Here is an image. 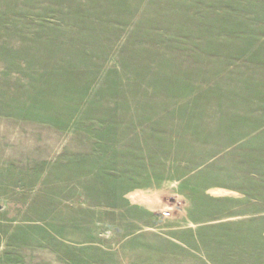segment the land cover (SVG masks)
Segmentation results:
<instances>
[{
    "label": "rangeland",
    "instance_id": "374dc122",
    "mask_svg": "<svg viewBox=\"0 0 264 264\" xmlns=\"http://www.w3.org/2000/svg\"><path fill=\"white\" fill-rule=\"evenodd\" d=\"M0 264H264V0H0Z\"/></svg>",
    "mask_w": 264,
    "mask_h": 264
},
{
    "label": "crops",
    "instance_id": "0c3cea01",
    "mask_svg": "<svg viewBox=\"0 0 264 264\" xmlns=\"http://www.w3.org/2000/svg\"><path fill=\"white\" fill-rule=\"evenodd\" d=\"M220 191H222V192L225 191L226 194L231 192L230 190H220ZM228 191H230V192H228ZM132 197H137V198H140L142 200L144 198H146V197H144V195H133ZM132 197H131V200H132ZM131 202H134V201H131ZM134 204H136L137 206L139 205V208L142 207L140 209H143L146 212H148V210L149 211L153 210V209H150L148 206H144V205L140 204V202H134ZM187 205H188V203H187ZM152 207H154V206H151V208ZM180 219L182 220V223L189 224V226H190V228H188V231H186L188 233H184V235H179L178 233H176V234H178L177 237L184 241V245L186 247L192 248V247H196L198 245H202V246L204 245L205 246V243H208L210 250L212 249V246H210V243L213 239L211 236L212 233L206 232V233L202 234V233L193 232L197 228L198 225H204V224H207L210 222L206 221L202 224L201 223H199V224L194 223L191 220L190 214L187 212V208H185L184 216H182ZM177 223H178V220L173 221V223H170L169 227H168L169 231L178 232L179 229H177V227H176ZM131 255H132V253H131Z\"/></svg>",
    "mask_w": 264,
    "mask_h": 264
},
{
    "label": "built area",
    "instance_id": "2783aa9c",
    "mask_svg": "<svg viewBox=\"0 0 264 264\" xmlns=\"http://www.w3.org/2000/svg\"><path fill=\"white\" fill-rule=\"evenodd\" d=\"M160 214L162 218H168L170 216V211H163Z\"/></svg>",
    "mask_w": 264,
    "mask_h": 264
}]
</instances>
